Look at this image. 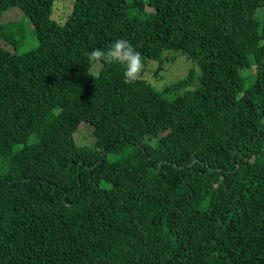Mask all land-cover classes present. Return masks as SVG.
I'll use <instances>...</instances> for the list:
<instances>
[{
	"label": "trees",
	"instance_id": "trees-1",
	"mask_svg": "<svg viewBox=\"0 0 264 264\" xmlns=\"http://www.w3.org/2000/svg\"><path fill=\"white\" fill-rule=\"evenodd\" d=\"M56 1L0 0V264H264V0ZM116 39L194 68L126 84Z\"/></svg>",
	"mask_w": 264,
	"mask_h": 264
},
{
	"label": "rangeland",
	"instance_id": "rangeland-1",
	"mask_svg": "<svg viewBox=\"0 0 264 264\" xmlns=\"http://www.w3.org/2000/svg\"><path fill=\"white\" fill-rule=\"evenodd\" d=\"M71 5H73L72 0H57L55 2L54 18L58 23H65L68 16H66L67 11ZM9 21H23L22 23L24 26V33L26 35L25 51H29L37 45V41L33 34V27L26 20L21 10L12 9L8 12H5L3 15H0V23ZM184 57L185 56L181 53H166L164 56L163 65L155 61L142 60V71L145 73V79L150 81L153 86L158 91H160L164 89L166 85H171L172 83H176L180 79L185 78V76L192 68H194V66L187 60V57ZM160 65L162 66L161 68ZM156 71L159 72L157 75L155 74ZM80 136L87 138L84 142L86 144H92L95 141L94 136H92V127L89 125H82L80 127L76 138L79 140Z\"/></svg>",
	"mask_w": 264,
	"mask_h": 264
},
{
	"label": "clouds",
	"instance_id": "clouds-1",
	"mask_svg": "<svg viewBox=\"0 0 264 264\" xmlns=\"http://www.w3.org/2000/svg\"><path fill=\"white\" fill-rule=\"evenodd\" d=\"M87 56L90 63L123 65L122 79L126 84L135 82L143 67L141 54L124 39L112 41L106 49H92Z\"/></svg>",
	"mask_w": 264,
	"mask_h": 264
}]
</instances>
